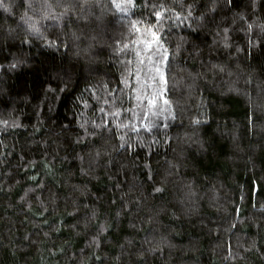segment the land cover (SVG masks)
<instances>
[{
    "label": "trees",
    "instance_id": "trees-1",
    "mask_svg": "<svg viewBox=\"0 0 264 264\" xmlns=\"http://www.w3.org/2000/svg\"><path fill=\"white\" fill-rule=\"evenodd\" d=\"M3 3L0 264H264V0Z\"/></svg>",
    "mask_w": 264,
    "mask_h": 264
},
{
    "label": "snow or ice",
    "instance_id": "snow-or-ice-1",
    "mask_svg": "<svg viewBox=\"0 0 264 264\" xmlns=\"http://www.w3.org/2000/svg\"><path fill=\"white\" fill-rule=\"evenodd\" d=\"M112 2H113V4H115L116 8H117L119 11H121V12H125V8L122 7L120 3H116V0H112ZM228 2L231 3V0H228ZM126 3L129 4V5H134L135 0H126ZM30 6H31V5H29V7H30ZM0 7H3L5 11H10V7H9L8 5H5V4L3 3V0H0ZM161 8H163V6H161ZM162 15H163V12H162V11H157V12H155V16H156V18H157L158 20H160V19L162 18ZM31 27H32V30H33V31H36V32L39 31V29H37V28L35 27V25H31ZM250 27H251V25H249V28H250ZM225 31H226V30H225ZM152 36H153V39L156 40L157 43H158V41H159V37L156 35L155 32L152 33ZM148 43H151V42H148ZM13 67H15V65H13ZM154 100H155V98H153L152 100H150V101H149V104H150V105L154 104ZM165 103H167V101H165ZM149 130H150V129H149Z\"/></svg>",
    "mask_w": 264,
    "mask_h": 264
}]
</instances>
